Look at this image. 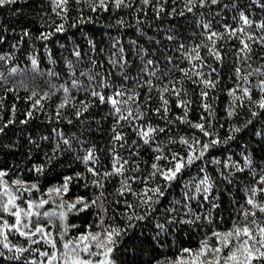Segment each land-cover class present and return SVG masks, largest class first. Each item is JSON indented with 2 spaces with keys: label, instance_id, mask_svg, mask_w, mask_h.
Wrapping results in <instances>:
<instances>
[{
  "label": "trees",
  "instance_id": "trees-1",
  "mask_svg": "<svg viewBox=\"0 0 264 264\" xmlns=\"http://www.w3.org/2000/svg\"><path fill=\"white\" fill-rule=\"evenodd\" d=\"M57 4L17 0L0 6V170L8 173L3 179L25 211L28 200H49L47 189L62 185L65 176H81L62 197L53 195L48 204L32 209L40 215L21 216L20 231L43 228L29 236L11 227L16 208L4 211L8 197L0 188V264H48L43 252H55L52 264H64L65 242L108 228L119 230L107 257L112 264H175L179 259L187 264L191 253L184 249L194 253L203 241L210 250L222 247L213 233L245 224L259 239L255 229L264 226V213L247 200L256 188L254 200L264 205L259 191L264 188V28L259 27L264 0H206L203 6L199 0H123L120 7L105 0L106 10L99 0ZM241 12L250 25L240 19ZM59 26L62 31H56ZM213 32L217 35L210 40ZM241 40L250 51H241ZM205 80L212 85L205 86ZM244 88L250 89L247 95ZM109 96L132 99L119 104L116 113ZM148 128L155 131L145 144L140 132ZM117 133L122 139H114ZM89 150L93 160L85 163ZM173 156L184 166L168 181L160 171L174 168ZM114 163L123 166L121 174L105 176ZM16 179L24 184L13 185ZM32 183L39 191L23 192ZM155 188L163 196L146 191ZM80 197L90 207L81 211L83 205L77 204L69 210L67 204ZM231 239L234 246L238 241ZM92 251L98 255L80 252L81 258L105 259L102 249L93 245Z\"/></svg>",
  "mask_w": 264,
  "mask_h": 264
},
{
  "label": "snow or ice",
  "instance_id": "snow-or-ice-1",
  "mask_svg": "<svg viewBox=\"0 0 264 264\" xmlns=\"http://www.w3.org/2000/svg\"><path fill=\"white\" fill-rule=\"evenodd\" d=\"M16 2H17V0H0V6L6 5V4H14ZM67 2H68V0H58L57 6L66 5ZM114 2H115L116 7H120L123 4V0H114ZM205 2H206V0H199V3L201 6H203L205 4ZM144 3H148V0H144ZM188 3L192 4L193 0H188ZM217 3H218V0H211V4H217ZM98 6L101 8H104L105 10L107 8V5L105 4V0H99ZM261 7H264V5H261ZM92 10L95 11L96 7L93 6ZM188 11H192V8L189 7ZM182 14L183 13H181V15ZM240 19L243 21V23L245 25L251 24V21H249V19L247 18V16H245V14L243 12L240 13ZM207 27H209V26L205 25V28H207ZM259 27L264 28V24L259 25ZM62 30H63L62 26H59L56 29V31H62ZM239 31L243 32L244 29L241 28ZM216 35H217V33L213 32V33H211V35L208 38L211 40L212 37H215ZM232 35H235V30L232 31ZM44 38H46V37H44ZM169 39H171V37H169ZM248 39L251 40L252 37L249 36ZM213 43H215V41H213ZM241 44L243 45V48L241 49V51H244L245 49L250 51L249 45L244 40H241ZM76 54L79 55V53H76ZM215 55H216L217 59L220 58L219 53H216ZM0 59H3V57H0ZM148 63L151 64L152 62L149 61ZM35 64H36V61L33 60V65L35 66ZM13 71H15V69H13ZM213 71H215V70H213ZM236 71H237V73H239L240 69L237 68ZM196 75L199 76L201 74L196 73ZM244 79L247 80V77H244ZM260 83H261V86L264 87V80H262ZM204 84H205V86H211L212 82L205 80ZM167 90H168L167 88L164 89V91H167ZM243 92L247 95L250 92V89L244 88ZM33 95H35V94H33ZM92 95L98 97L101 103L105 102L106 98L103 95H101L100 93L93 92ZM123 95H124V93H122V92L115 93V96H123ZM177 95H178V93H177ZM201 95L206 96L207 93L202 92ZM131 99H132V97H128V100H131ZM128 100L120 101V100H117L116 98H114L113 96L107 97V102L112 105V107L116 113L121 112V108L118 107V105L121 103L127 105ZM36 103L38 104L39 101H37ZM164 103L166 105L167 101H164ZM60 107L61 108L64 107V104H61ZM205 107H208V106L205 105ZM260 107L264 108V101H261ZM157 111H159V110H157ZM165 111H167L166 108H165ZM131 114H132L131 110L129 109L128 115L130 116ZM77 115L79 116L80 113L78 112ZM229 115H231V113H229ZM119 119L126 120V119H128V117L121 115L119 117ZM194 127L200 129L201 131H204V125L203 124H196V125H194ZM2 131H3V128H0V132H2ZM153 131H155V130L152 128H148L147 131L140 132L141 137L145 138L144 139L145 144H147L149 142L147 137ZM161 131H162V129H161ZM204 134L206 136L209 135L208 132H204ZM114 139L120 140V139H122V137L120 134L117 133L115 135ZM182 142L188 143L186 140H182ZM65 143H67V141H65ZM213 143H216V141H214ZM203 147H204V149H207L209 147V145L204 144ZM200 155H203V152H201ZM83 159H84L85 163L93 160V155H92L91 150H89L88 154ZM156 159L159 160V159H161V157L157 156ZM172 159L175 161L174 168H169L167 170L160 171L158 169L157 164L154 163L152 165L153 169H157L158 171H160V175H162L163 178L165 180H168V181H171L172 179H174L176 177V174L179 173L181 171V168L184 166L182 161L180 159H178L176 156H173ZM187 162L189 164L192 162L191 155L189 156ZM122 167H123L122 165H121V167H117L116 164L114 163L113 164V171L112 172H106V173H104V175L110 176L113 174H121ZM87 170L89 172L93 173V175H98V173H96L93 168H88ZM36 171L42 172L43 171L42 166L37 167ZM7 174H8L7 172L0 170V188H3L4 195H6L8 197L7 202L3 205V209H4V211H9L10 210L9 205H12L13 207L16 208V211L12 212V215L15 217V224L11 225V227L15 228L17 231H20L19 226L22 223V220H21L22 215L25 217H30L32 215H40L39 213H33L32 209L34 207H43L45 204H48L49 200L52 199L53 195L55 197H62L63 194H66L69 191L70 183L74 179L79 178L81 176L80 173H76L75 177L65 176L63 178V184L62 185L53 186V187L47 189V193L49 195V200L40 199L38 203L36 201L28 200L27 201V211H25L24 209H22L18 205H16L15 201L18 199V197L16 195L12 194L11 188L8 187V185L6 184V182L3 179ZM155 174L156 173H153V175H155ZM260 180H261V182H264V176H261ZM94 183H98V182L94 181ZM203 183H205V181H201V184H203ZM12 184L13 185H23L24 181H22L20 179H16V180L12 181ZM100 186L102 187V185H100ZM33 190L39 191V187L36 183H32L30 187L23 188V192L31 193ZM19 191H20V189L18 188L17 192H19ZM146 191H152L155 193H159V195H161V196H163V194H164L159 188H155V189H151V190L146 189ZM259 191L264 192V188L259 189ZM251 193H252V196L250 198H248L247 203L249 205H252L253 208H258L260 212L264 213V205H258L254 200V197L257 193V189L252 188ZM149 199H151V198L149 197ZM146 202L147 201H145V203ZM96 203H97L96 200L91 201V205H95ZM77 204L83 205V208L80 209L81 211L90 207V204L88 202H85L83 197L78 198L75 203L67 204V207L69 210H72V209L76 208ZM61 206L62 207L64 206V201L62 199H61ZM43 215L47 217L49 215H55V213L54 212L53 213L44 212ZM251 215L255 216V213L253 212V213H251ZM244 216H245V220H247L249 213L245 212ZM64 217H65V213L61 212L60 213V219L63 220ZM140 219H143V217H140ZM252 224L255 225L256 221L253 220ZM4 227H9L7 221L4 222ZM24 227L27 228L28 225L24 224ZM255 231L259 234V239H257V237L255 235H253V228L249 227L247 224H245L243 227L235 226L232 230L225 232V233H215L214 232L213 236L217 237V239L222 243V247H215V248H212L210 250L207 242L203 241L201 243V248L194 253H192V251L190 249H184L183 250L184 252L191 253V260L188 261L187 264H253V261L264 260V251H261V249H264V226L257 225ZM42 232H43V228L40 226H37L35 228V232L28 233V232L20 231V235L29 236V235H35V233H42ZM0 234H3L2 229H0ZM118 235H119L118 229L108 228V229H104L103 233H101V232H95V233L87 232V233L80 234L74 241L69 240V241L65 242L63 244V248L66 250L63 253V257L65 258L64 264H112V262L110 260H108L107 257L113 251V245L116 242L114 237H116ZM232 237H236V240L238 241L237 243H235L234 246H233V241L231 239ZM47 242L50 243L53 248L56 247L55 241L52 240L51 238H49ZM93 245L95 246V248L103 250L99 253V255L105 257V259L94 262L91 259L81 258L80 252L87 253L89 256L98 255L97 252L92 251ZM257 245H259V247H257ZM4 247H8V245L5 244ZM224 249H228L227 254L224 256H221L220 253H222L224 251ZM16 251L22 252V251H24V249L18 248V249H16ZM210 254H211V258H209ZM41 255L48 257V264H52V261H55L57 259V255L55 252H53L51 255H49V253H47V252H43V253H41ZM175 264H186V262L183 259H179L175 262Z\"/></svg>",
  "mask_w": 264,
  "mask_h": 264
}]
</instances>
